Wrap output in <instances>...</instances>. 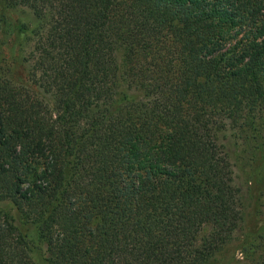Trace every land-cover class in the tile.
<instances>
[{
	"label": "trees",
	"instance_id": "obj_1",
	"mask_svg": "<svg viewBox=\"0 0 264 264\" xmlns=\"http://www.w3.org/2000/svg\"><path fill=\"white\" fill-rule=\"evenodd\" d=\"M10 37L54 100L0 76V264H264L225 142L264 135V0H3Z\"/></svg>",
	"mask_w": 264,
	"mask_h": 264
},
{
	"label": "rangeland",
	"instance_id": "obj_2",
	"mask_svg": "<svg viewBox=\"0 0 264 264\" xmlns=\"http://www.w3.org/2000/svg\"><path fill=\"white\" fill-rule=\"evenodd\" d=\"M3 6V0H0V7ZM11 17L13 20H18L21 22L34 21L32 15L28 9L25 7H20L11 12ZM30 23V22H29ZM19 39L17 37H10V41H7L6 45L0 47V76L7 74V70L10 73L11 79L16 81L18 84H23L24 88L27 90L28 94L35 100L40 101L43 105L51 108L53 105V94L51 92L45 91L39 86L33 78H30L28 73L25 71L23 66H21L19 57ZM33 43H29L26 47V52L32 49ZM227 138L225 142L227 143L231 157L234 162L235 176L238 182H243L246 180H251L258 185V187L264 184V135L256 142H252L249 139L246 140V135L240 131H235L229 129L226 133ZM245 187V186H244ZM264 188V185H263ZM263 198L259 201L260 205H257L259 211V225L261 229H264V192ZM248 198V197H247ZM247 200V204H253V200ZM249 204V205H250ZM253 206H249L246 211L251 212ZM0 210H5L11 212V209L6 204L0 205ZM251 220V216L247 217L246 223ZM212 227L206 226L201 231V236H206L211 233ZM38 260L40 259V254L37 255Z\"/></svg>",
	"mask_w": 264,
	"mask_h": 264
}]
</instances>
